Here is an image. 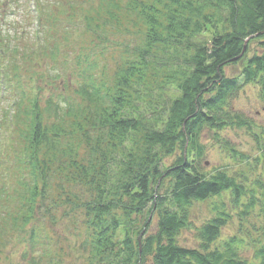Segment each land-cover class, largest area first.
I'll list each match as a JSON object with an SVG mask.
<instances>
[{"label":"trees","instance_id":"16d2710c","mask_svg":"<svg viewBox=\"0 0 264 264\" xmlns=\"http://www.w3.org/2000/svg\"><path fill=\"white\" fill-rule=\"evenodd\" d=\"M125 5L144 30L121 44L111 77L102 76L100 68L96 79V61L81 51L79 80L63 82L43 102L34 84L27 105L15 77L13 116L22 123L18 188L2 193V183L0 198L16 199L17 208L0 209L1 225L28 233L23 253L29 264L41 258L38 246L50 248L39 226L45 223L50 230L60 220L74 226L87 264H264V227L250 256L240 254L243 238L219 240L231 218L225 210L197 227L196 246L178 240L191 227L194 202L228 191L239 218L257 202L264 204V140L256 157L263 177L251 184L263 192L255 196L245 176L204 168L200 139L205 130L250 125L231 106L244 85L256 84L264 100V0H128ZM108 15L112 18L113 11ZM84 20L88 29L91 17ZM3 42L14 57L15 45ZM12 62L13 73L17 62ZM238 63V76L225 74L226 66ZM56 70L47 77L49 85ZM153 216L156 228L148 232ZM50 232L55 240L61 236L56 229Z\"/></svg>","mask_w":264,"mask_h":264},{"label":"rangeland","instance_id":"374dc122","mask_svg":"<svg viewBox=\"0 0 264 264\" xmlns=\"http://www.w3.org/2000/svg\"><path fill=\"white\" fill-rule=\"evenodd\" d=\"M127 1L0 0V35L2 36L0 45L3 47L0 49V66L4 67L6 60L10 62V65H6L8 66L7 73L11 76L14 74V79L8 77L9 83L10 80L15 82V77L18 75L17 78L25 94L23 105L28 104L30 98L28 96L33 97L32 86L34 84L36 88H39L42 96L41 102H43L49 92L58 91L63 82L79 80L82 60L76 59V55L81 51L88 58L96 61L99 73L96 74L95 67L94 77L96 79L101 69H103L102 76L111 77L123 54L121 44L138 39L144 30V24L125 10ZM33 2L36 3L37 10L32 8ZM109 9L113 11L112 18L108 15ZM39 14H41L40 17ZM85 16L89 19L91 17L88 29L83 26ZM36 19H38L40 29L38 32L41 38V43L38 42V44L34 35L36 29H33ZM3 39L10 42V45H15L17 54L14 57H11L8 52L10 46H5V42L2 43ZM255 49L256 45H251L249 54ZM36 54L38 55L35 57ZM24 56L26 57L25 64L22 62ZM12 60L17 62L13 73L11 66L14 62ZM75 61H79V64H75ZM241 66V63L229 64L225 67V74L238 76ZM55 67L58 75L49 85L47 77L54 74ZM12 84L6 95L0 98V185L6 184L3 186L2 193L5 191L16 193L18 188L16 154H19L20 141L17 140V127L22 123L14 120L13 111L18 112L17 105L10 111L9 101L18 96L11 94V91L16 90ZM3 87L5 84L3 80H0V89ZM231 106L238 113H242L250 125L242 127L231 125L218 132L205 130L200 138L205 151L201 161L207 171L221 169L226 170L231 176H245L247 189H254L253 194L259 196L263 190L253 188L251 185L256 177H263L260 163L256 160L257 155L260 154V143L264 140V100L260 97L259 87L254 83L244 85L237 97L231 101ZM4 109L6 115H3ZM10 116L13 117L11 120H9ZM171 159L172 157L167 158L166 163L169 164ZM3 207H6L9 212H14L17 208L16 199L0 198V209ZM220 210L230 213L231 218L221 229L219 240L224 241L231 236L243 238L245 242L240 244V254L250 256L254 240L263 236L261 228L264 227V204L257 202L252 209H249L246 217L239 218L228 191L213 195L203 202L192 204L189 211L191 227L179 234L180 244L189 247L196 246L197 227ZM72 222L76 223L73 220ZM155 224L156 216H153L148 232L155 230ZM39 227L42 232L44 228L49 238L47 240L51 243L50 248L45 245L41 247L43 249L40 246L35 249L36 252L43 251V253H38L41 258L34 264H87L79 254V241L75 239L72 231L74 226H69L67 222L64 223V220L55 224V227L50 230L56 229L60 232L61 236L57 237L58 240H55V235H52L45 223ZM27 241L26 231L21 233L9 228L5 229L0 223L2 250L0 251V264H29L27 255L23 253L25 247L28 246Z\"/></svg>","mask_w":264,"mask_h":264},{"label":"water","instance_id":"95a60500","mask_svg":"<svg viewBox=\"0 0 264 264\" xmlns=\"http://www.w3.org/2000/svg\"><path fill=\"white\" fill-rule=\"evenodd\" d=\"M143 232L140 233V235L138 236V244H139V249H140V243H141V235Z\"/></svg>","mask_w":264,"mask_h":264}]
</instances>
